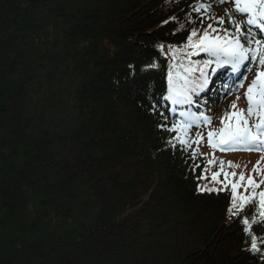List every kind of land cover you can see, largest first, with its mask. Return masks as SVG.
<instances>
[{"label": "trees", "instance_id": "16d2710c", "mask_svg": "<svg viewBox=\"0 0 264 264\" xmlns=\"http://www.w3.org/2000/svg\"><path fill=\"white\" fill-rule=\"evenodd\" d=\"M192 5L0 0V108L13 86L24 97L3 123L16 120L23 130L17 140L9 133L12 152L0 123V264L264 263L243 248L238 222L252 218L254 206L225 223L230 192H200L202 166L172 148L158 127L162 108L152 111L166 85L159 47L184 37L170 29ZM39 96L44 102L33 104ZM58 132L63 148L53 150ZM98 140L111 155L95 153ZM60 154L66 181L53 169ZM142 195L145 206L127 213ZM83 205L91 217L81 214ZM253 231L263 235L259 225Z\"/></svg>", "mask_w": 264, "mask_h": 264}, {"label": "snow or ice", "instance_id": "6c2138e0", "mask_svg": "<svg viewBox=\"0 0 264 264\" xmlns=\"http://www.w3.org/2000/svg\"><path fill=\"white\" fill-rule=\"evenodd\" d=\"M224 2H234L235 10L238 13L246 16V23L249 26L248 31L243 29V23L234 19L231 12H225V16L228 18L230 28H225V17L215 19L212 15H208L207 19L213 21L209 23L207 28L203 29L202 37L193 29L188 35V44L186 47L195 49V51L188 53L189 56L199 55L201 52L208 56V59H204L202 62H197L202 66L198 70L200 73V79L195 80L190 78V74L194 71L191 67L184 68V74L177 71L174 78L171 70L167 73L168 84V100L172 104L185 105L193 104L195 101L193 96L200 92L206 91L209 84L207 69L215 65L216 68L222 66H231L232 69H238L245 61L251 63L258 61L259 70L252 84L248 87L245 94V98L248 104V117L253 115L257 116L258 123L254 127L249 125V120L245 116L244 112H233L230 116L226 111L221 119L223 127L219 132L209 131L207 133V140L209 146L213 148L219 147L223 152L229 151H262L264 152V35H258L252 32V27L256 26L257 32L264 33V0H220ZM197 13L210 12L211 5L206 3H200L192 9ZM204 17L201 16V20ZM191 23V21H190ZM182 27V26H181ZM211 32H223L225 35H210ZM193 37L197 40L193 43ZM175 55V51H174ZM172 67L171 65L169 66ZM243 87V85H241ZM240 97L237 96V101ZM237 103L233 102L232 109L237 108ZM181 117H187L189 113L181 112ZM204 124L211 125L212 120L207 115L201 114ZM230 120H235V124L229 123ZM194 126L193 122L188 120L174 121L170 127L165 124L158 125L162 130L177 133L168 140V143L172 147H176L179 144L181 149L193 148L194 145H198L204 140V137L197 134L195 138H192L188 133ZM195 126L199 127V124ZM182 133V134H181ZM219 136V140L213 142L214 136ZM197 156V150L191 152V157L195 159ZM209 164H213L214 161H208ZM221 168L225 164L229 167H236L232 162L220 161ZM259 161L257 166L254 167V172L259 169ZM199 167V165H197ZM223 176V190L227 191L231 189V207L228 209L230 215H239L244 211V208L249 204L258 206V211L254 207L255 213L250 219L249 216L241 217L240 221L244 225L242 231L247 232L250 235L248 241L249 250L253 253L264 252V236L258 237L252 231V225L260 224L264 226V192H257L261 185H264V172L261 173V180L257 183L252 177H246L244 174L239 176L240 183L235 182V173L227 172H213L212 181L218 182L217 177ZM233 177V182L228 183L229 177ZM204 178V177H201ZM246 182V185H245ZM243 187L245 193L248 188L252 189V195L249 197L247 194L239 195V189ZM200 191L204 192H218L216 188H201ZM239 201V203H237Z\"/></svg>", "mask_w": 264, "mask_h": 264}, {"label": "bare ground", "instance_id": "6f19581e", "mask_svg": "<svg viewBox=\"0 0 264 264\" xmlns=\"http://www.w3.org/2000/svg\"><path fill=\"white\" fill-rule=\"evenodd\" d=\"M196 2H198V4H200V3H202L200 0H195ZM211 1H220V0H211ZM203 3H206V4H208V5H211L209 2H206V1H204L203 0ZM223 3H219V6L218 7H216L215 9H216V11H220V12H222V15H216V14H214V13H210V12H214V10L212 9V7H211V10H210V12H207L206 14H203V17L206 15V19H202L201 20V15H199V13H197V12H195V11H193L192 9H190L189 11H188V14H187V16H186V18H184V20H182V21H180V22H178L176 25H174V27L173 28H171L170 30H171V33L174 35V34H177V33H179V34H184V37L182 38V39H179V40H176V39H174L173 40V43H175V44H187L188 43V35H190V33H191V31L193 30V29H195L199 34H200V31L202 30V29H205V26H208V24L209 23H213V21H211V20H209V19H207V16L208 15H212L215 19H219V16L220 17H225V24H224V27L225 28H230L231 26H230V24L228 23V18L225 16V12H231V14H232V17L234 18V19H236V20H238V21H240L241 23H243V28H244V25H245V21H246V16H245V18L243 19V14H241V13H238L236 10H235V4H233V2H224V4H228L227 6L226 5H222ZM177 7V6H176ZM191 7V6H190ZM190 21H191V23H190ZM182 26V27H181ZM214 32H211L210 34H213ZM201 35V34H200ZM60 39H62V38H60ZM108 40L106 37H104L103 38V40ZM193 39V42H194V40H195V38L193 37L192 38ZM172 42V41H171ZM170 42V43H171ZM35 44H36V42H35ZM169 46V45H168ZM180 47V46H179ZM159 56H160V58L161 59H159V64H160V66L162 67V66H164V68H165V64H166V60H164V58L162 57V55H160L159 54ZM203 56L205 57L206 56V54L205 53H203ZM196 59L197 58V56L195 55V56H190L189 57V59L190 60H192V59ZM45 64H47V62H45ZM154 66H157V64L156 63H154L153 64ZM159 65L157 66L158 68L160 67ZM160 67V68H161ZM165 76V75H164ZM165 78V80H167V76L166 77H164ZM166 89H164V91H165ZM166 92V91H165ZM159 94V93H158ZM157 96H159V95H157ZM155 100H157L156 101V103L152 106V111H156V112H158V111H160L161 110V108L165 111V112H167L168 111V107H166V106H164V105H168L169 104V101H167V100H162L161 101V97L159 96V97H157V99L155 98ZM196 103V101L193 103V104H190V105H194ZM161 106V107H160ZM159 115H161V118L162 117H166V114L165 113H163V112H160V114ZM160 129V128H159ZM172 137H171V135H168L167 136V139H171ZM166 148H169V146L168 145H166ZM143 206H145L144 204H139L138 205V208H137V205L136 206H132L131 208H129V210H135V211H140L139 209H141ZM130 207V206H129ZM231 207V203H227V205L225 206V218H224V221H225V223H227V224H230L231 223V221H232V218L233 217H241V216H243V214H244V211H242V212H240L239 213V215H235V216H233V215H230L229 214V212H228V209ZM256 211H258V207L256 208ZM253 214H255L254 212H253ZM252 214V215H253ZM164 225H166V224H163L162 226H164ZM259 226H261L260 224H258ZM241 227H242V229L244 228V225H242L241 224ZM262 227V234L264 235V226H261ZM256 228V226H252V229H255ZM243 233H244V236H245V238H247V241H245V243H244V249H246L247 251H250L249 250V248H250V245H249V243H248V241L250 240V235L247 233V232H244V231H242ZM196 245L198 244V242H199V239H197V238H195V239H193L192 240ZM252 254H255V256H262L263 254H264V252H257V253H253L252 251H250ZM262 264H264L263 262H262Z\"/></svg>", "mask_w": 264, "mask_h": 264}, {"label": "rangeland", "instance_id": "374dc122", "mask_svg": "<svg viewBox=\"0 0 264 264\" xmlns=\"http://www.w3.org/2000/svg\"><path fill=\"white\" fill-rule=\"evenodd\" d=\"M3 1H5V0H3ZM8 1V0H7ZM52 1V0H51ZM63 4H65V2L64 1H61ZM47 4H49L48 2H47ZM48 6V5H47ZM60 6H62V4H60ZM128 12V11H127ZM61 15H63L62 13H60ZM17 15V14H16ZM55 16H56V14H55ZM54 16V17H55ZM6 18L7 17H12V14H9L8 16L6 15L5 16ZM18 16H16V18H17ZM4 18V17H3ZM3 18H1L0 17V20H2L3 21ZM52 18L53 17H51L50 16V12H49V16L47 17V24H48V21H49V25L50 26H52L51 25V21H50V19L52 20ZM64 18H65V21L63 22V23H67V21L69 20L68 18V16L67 15H64ZM55 19V18H54ZM50 32V34H53V31H49ZM49 40H50V42H53V38L51 37V36H49ZM105 40V39H104ZM103 40V41H104ZM104 44V43H103ZM83 45L81 44V47H82ZM58 55V54H57ZM29 67V66H28ZM13 88L15 89V90H13V93H11L9 96H6V98H4V102L6 103V105L4 106V107H2V108H0V123H1V125H7V124H3V123H6L5 121H8V117H11L13 114L15 115V112L13 111L12 113L8 110V108H10L11 106H13L15 103H16V101H18V100H20V101H22V102H24V97H22V96H18V86H13ZM16 97H15V96ZM41 100L44 102V96H39V97H35V99L32 101V103L33 104H39V102H41ZM232 99H230L229 100V102L231 101ZM19 107V108H18ZM42 108H43V106L42 107H38V108H36V110H34L33 111V109H32V112H35V111H37V112H41V110H42ZM22 109H24V107L23 106H21V105H19V106H17V113L18 114H21V116H26L27 115V112H29V111H23ZM46 109V108H45ZM55 109H56V107H55ZM60 110H61V107H58V109H56V113H58V112H60ZM17 130V131H16ZM21 131H23L22 130V128L21 127H19V125L16 123V120L15 121H12V122H10L8 125H7V129H6V131L5 132H2V138L3 139H5V141L7 142V144L9 143V147H8V149H9V151H13V146H14V144H10V141H9V139H10V137L8 136L9 135V133L11 132V135H12V139L13 140H17V139H19L20 138V135H21ZM109 131H111V130H109ZM100 132V131H99ZM61 132H58V136H56V139H55V141H56V143H55V146L53 145V144H51L50 145V147L53 149V150H58L56 147H58L59 148V150H61L62 148H63V145H62V143H60V140H61V136H59V134H60ZM100 135V136H99ZM96 136H99L100 137V139L102 140V136H101V132H100V134H96ZM9 137V138H8ZM95 139H97L96 137H95ZM2 140V139H1ZM100 140V141H101ZM3 141V140H2ZM99 140L97 141L98 143H101V144H99V145H97L98 147L96 148V150H95V153L96 154H99L98 153V151H99V149L100 150H102V152L104 153V154H109V155H111V153H109L108 151L109 150H107V148H104L105 146H103V140L100 142ZM1 143V142H0ZM80 147H81V143H78L77 144V146H75V148L79 151V149H80ZM72 148V147H71ZM92 148V147H91ZM90 148V149H91ZM14 150L15 151H18L17 149H16V147L14 148ZM65 150V149H64ZM72 151H73V153L75 154L76 153V150L75 149H73L72 148ZM92 151H94V150H92ZM92 151H90V152H92ZM117 154H118V152H117ZM117 154H115L114 155V158H117ZM249 155H248V157L249 158H253V159H255L256 161H260V160H262V159H264V156L263 155H261V154H254V152H249L248 153ZM86 155V154H85ZM84 155V156H85ZM80 156H81V154H80ZM82 157V156H81ZM240 157H242V156H240ZM106 158H108V157H106ZM62 156H61V154H60V156H58V158H57V163L55 164V166L53 167V169H54V172H55V176H57V178L58 179H60L61 181H62V179L63 180H67L66 179V177H65V175L63 174V172H61V168H62V164H63V161H62ZM94 160H96V161H99V156H97V157H95L94 158ZM114 161H116V159L114 160ZM52 169V170H53ZM44 186H45V184H44ZM57 186V185H56ZM40 189V188H39ZM58 194V193H57ZM57 194H55V195H57ZM53 197L55 198V196L53 195ZM58 198H59V196H57ZM143 197H145V195H142L141 196V198H139L138 199V203L140 204H143V202H144V199H143ZM150 197V196H149ZM51 199V202L53 201V199L52 198H50ZM148 200V198L145 200V201H147ZM57 202H58V199H57ZM139 204H137V202H133L132 203V205H131V207L134 205V206H136L137 205V208H138V205ZM85 208H82V206H81V209L79 210L80 212H81V214H83V215H87V216H89V217H91L92 216V212H91V210H90V208L89 207H87V206H85V205H83ZM131 207H127V213H132V211H135V210H129V208H131ZM90 220H91V218H90ZM206 239V238H205ZM208 239H206L205 241H207ZM209 244V242L207 241L206 243H204V245H206V244ZM203 245V246H204ZM169 255H172V253H169Z\"/></svg>", "mask_w": 264, "mask_h": 264}]
</instances>
